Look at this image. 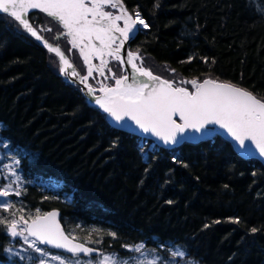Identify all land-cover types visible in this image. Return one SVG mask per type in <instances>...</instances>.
Listing matches in <instances>:
<instances>
[{"label":"trees","instance_id":"trees-1","mask_svg":"<svg viewBox=\"0 0 264 264\" xmlns=\"http://www.w3.org/2000/svg\"><path fill=\"white\" fill-rule=\"evenodd\" d=\"M123 3L149 24L132 50L182 79L230 82L264 97V0ZM35 20V27L52 21ZM16 27L0 14V139L24 182L14 207L59 210L66 233L75 229L101 253L126 256L127 247L144 244L163 255L175 245L197 264H264L259 160L239 156L219 135L147 149L111 127L58 74L54 54ZM9 217L0 210V219ZM12 239L0 225V264H37L35 252L10 258Z\"/></svg>","mask_w":264,"mask_h":264},{"label":"snow or ice","instance_id":"snow-or-ice-1","mask_svg":"<svg viewBox=\"0 0 264 264\" xmlns=\"http://www.w3.org/2000/svg\"><path fill=\"white\" fill-rule=\"evenodd\" d=\"M107 8L115 9L118 14L105 10ZM31 10L45 14L63 29L57 39L66 37L71 48L79 51L87 66V75L81 76L61 47L49 43L40 34L41 31H52L51 28L37 30L30 23L28 14ZM0 13L7 14L40 41L50 54L58 58L61 73L70 78H79L88 94L96 91L87 83L94 71L101 76H104L105 69L112 73L115 86L102 84L99 91L103 95L96 96L95 103L122 127H130L122 122L131 121L135 128L144 134H151L163 144L179 145L195 139L188 135L189 132L210 135L213 129L209 126H217L246 154H250L254 148L260 157H264V97H258L233 83L211 78L203 81L195 78L180 80L179 84L192 86V90H189L176 85L172 80L162 79L143 67L142 58L137 52L128 51L125 59L122 56L125 43L135 35L138 25L147 29L149 24L139 11L130 14L124 7L123 0H0ZM107 58L118 61L121 66L127 64L131 73L117 77L108 67ZM93 59L99 60L98 66L92 63ZM105 79L108 77L105 76ZM16 164L18 166L19 161ZM9 174L16 179L7 186L0 187V197L21 194L19 176L15 170H10ZM12 184H17L14 193ZM0 207L7 212L12 205L5 203ZM12 215L15 216V213ZM57 215L56 212L41 214L36 210L35 215H30L27 219L23 216L19 220L0 219V225L6 227L12 238H22L28 248L42 256L44 252L37 244L50 245L73 255L83 253L90 256L94 249L75 243L74 238L65 235L57 222ZM234 222L239 223V220ZM252 231L255 232L256 229L253 228ZM109 235L115 238V233ZM30 237L34 239L29 241ZM143 249V244L128 248L135 253H142ZM177 255L183 256L184 253L179 252ZM51 259L64 264V260L59 257L52 256ZM39 264H45V261L40 260ZM89 264L145 262L120 257L116 253H101L98 260ZM147 264H153V261H148Z\"/></svg>","mask_w":264,"mask_h":264},{"label":"rangeland","instance_id":"rangeland-1","mask_svg":"<svg viewBox=\"0 0 264 264\" xmlns=\"http://www.w3.org/2000/svg\"><path fill=\"white\" fill-rule=\"evenodd\" d=\"M259 11H261V10L259 9ZM19 27H16V28L19 29ZM20 29H22V28L20 27ZM139 56L142 58L143 67L150 69L153 73H157V75L162 74V75L166 76L168 78V80L174 81L176 85H179L181 87H185V88H188L189 90H192V87L190 84H182V85L179 84L180 80H186V79H182V78L178 77L177 75L171 74L173 72H172V70H169L167 66L159 65V64L155 63L148 56H142L140 54H139ZM51 62L54 63V66L59 73L60 63H59L58 58H57V63L54 61V59H52ZM137 63H140V61H137ZM147 149H149V147ZM144 154L146 155V152ZM16 161H18L16 154L11 149H9V147L7 146V144L4 141H2L0 139V187L7 186L11 181L16 179L15 177H13L9 174L10 170H15L17 173V176H19V178H20L18 181L20 191L23 189L24 182L22 181L20 174L18 172ZM16 188H17V184H12L13 193L15 192ZM19 196L15 195V194H10L8 197H0V205L5 204V203L12 205V208L9 211H7V213H9V215H10L8 220H11V219L19 220L20 216H23L25 219H27L30 215L31 216L35 215V214L29 213L27 211H23V210L21 211L18 209V207H14L13 203L15 201V198L19 197ZM0 210L3 211L2 207H0ZM12 213H15V216H13ZM67 234L70 237L80 241L78 233L76 232L75 229H72V232L67 231ZM15 240H17V242H18V244H17L18 246L11 245L8 248L7 253L9 255V257L10 258L16 257L20 261H22L23 257L26 255H30V257H31L32 252H35V251L28 248L27 244H25L23 242L22 238H20V237L14 238V239H12L11 243H14ZM32 240H33V238L30 237L29 241H32ZM80 242H83V243L91 245V246H97V244L92 243V241L90 239H84V241H80ZM137 245H140V244H137ZM134 246H136V245H134ZM134 246H129V247H134ZM143 246H144V244H143ZM37 247L42 249L44 252L43 256L40 255V253L35 252L37 257H38L37 264H39L40 260H44L45 264H59L58 260L51 259L52 256H56V257L63 259L64 264H89V262H94L100 258L99 254L95 255V256H84V257L71 256V255H65L62 253H57V252L48 250L39 244H37ZM129 247H127L128 254L126 256H120V257L134 258L137 261H144L145 264H147L148 261H153V264H197L196 262L186 258L184 250L179 246L174 245V246L162 247L165 249V250H162L163 255L157 249H150V248H147L145 246H144L142 253H135V252L129 251L128 250ZM179 252H183L184 255L183 256L177 255V253H179ZM103 254H111V252H104ZM164 254L167 256H165Z\"/></svg>","mask_w":264,"mask_h":264},{"label":"flooded vegetation","instance_id":"flooded-vegetation-1","mask_svg":"<svg viewBox=\"0 0 264 264\" xmlns=\"http://www.w3.org/2000/svg\"><path fill=\"white\" fill-rule=\"evenodd\" d=\"M125 8L127 9L126 6H125ZM105 10L112 11L114 14H118V12L115 9L107 8ZM39 14H43V13H40L39 11L31 12L28 14V18L31 21L32 20L36 21L35 19H37V16H39ZM3 15H5V14H3ZM120 24H121V26H123L122 22H120ZM37 26H39V30L43 29L45 27L51 28L52 31H50V32L49 31H41L40 34L45 39H47L48 42H50L54 45H59L61 47V49L65 52V55L67 56V58L72 62L76 71L78 73H80L81 76L87 75V66L84 64V61L79 54V51L71 48V45L68 43V40L66 37H60L59 39H57L58 34L60 32H62L63 29H61L60 26L55 21L54 22H53V20L51 22L50 21H43V22H40V24H38ZM137 29H138V27H137ZM138 31H139V29L135 32V35L130 40H128L124 45V50L122 52V56H124L125 59H126V54L128 51L137 52V51L132 50L131 44L134 41V39L136 38ZM107 59L109 60L108 67L112 69V72L115 73L117 77L126 74L127 69L130 68V66H128L127 64H124L123 66H121L118 61L113 60L111 58H107ZM92 63L94 65L98 66L100 62H99V60L93 59ZM105 76H107L108 79H105ZM65 77L69 81H71L72 85L76 86L78 89H80L81 85L82 86L84 85L83 83L80 82L79 78H70L66 75H65ZM87 83L92 85V87L94 89H96V91L93 93V95H98L100 93L99 88L101 87L102 84L112 86L115 83V81L112 78V73H109L107 71V69H105L104 76H101V75H99L98 72L94 71L93 75L91 77H89Z\"/></svg>","mask_w":264,"mask_h":264},{"label":"water","instance_id":"water-1","mask_svg":"<svg viewBox=\"0 0 264 264\" xmlns=\"http://www.w3.org/2000/svg\"><path fill=\"white\" fill-rule=\"evenodd\" d=\"M34 11H38V10H31L29 13H31V12H34ZM0 14H3V13H0ZM5 15H7V14H5ZM45 15V14H44ZM50 18V17H49ZM15 21V20H14ZM16 22V21H15ZM17 24H18V22H17ZM19 25V24H18ZM20 26V25H19ZM21 28H22V26H20ZM23 29V28H22ZM24 30V29H23ZM25 31V30H24ZM26 32V31H25ZM27 33V32H26ZM29 36H31L29 33H27ZM32 37V36H31ZM34 40H36L34 37H32ZM37 41V43L38 44H40L46 51H47V49L43 46V44L40 42V41H38V40H36ZM50 43V42H49ZM60 63V62H59ZM60 67H61V65H60ZM127 73L128 74H130L131 73V68H128L127 69ZM59 75H61V77H62V79L65 81V82H67L68 84H72V82L71 81H69L68 79H65L64 78V75L61 73V71L59 70V73H58ZM153 74H155V73H153ZM155 75H157V74H155ZM161 77V76H160ZM162 79H165V78H163V77H161ZM205 79H207V78H205ZM204 80V79H203ZM203 80H201V81H203ZM219 81V80H218ZM219 82H225V81H219ZM238 86V85H237ZM192 87V86H191ZM80 90H81V92H82V94H83V96H84V98H85V102L89 105V106H91V107H93V108H95V109H97V110H99L101 113H103V115L105 116V119H106V121L108 122V124L111 126V127H113V128H115V129H118V130H122V131H125V132H127V133H130V134H132V135H135V136H137V137H144V138H147V139H150V140H152L157 146H159V147H161V148H172V147H176V146H178V145H165V144H163V142L162 141H159L156 137H154V136H152L151 134H144V133H142L139 129H137V128H135V125L134 124H132V122L131 121H125V122H122L123 124H127V125H129L130 127H122L120 124H117V122L116 121H114L107 113H104L103 112V110L95 103V97L96 96H101V95H103V93H99L98 95H93V94H88V92H87V89H86V87L83 85H81V87H80ZM210 128H212L213 129V131H212V133L210 134V135H203V134H201V133H191V132H189L188 133V135L189 136H192V137H195V139H193V140H188V141H185V142H199V141H205V140H209V139H211V138H213L214 136H216V135H219V136H221L222 138H224V139H226L227 141H229L230 143H231V145H232V147H233V149H234V151L239 155V156H241V157H244V158H255V159H257V160H259L263 165H264V157H260L259 156V154H258V152L253 148V150H252V152L250 153V154H246L245 153V151L244 150H242V149H240L239 148V146L234 142V141H232L231 140V138L229 137V136H227V134L224 132V130H222V129H219L217 126H209ZM202 137V138H201ZM184 143V142H183ZM180 144H182V143H180ZM179 144V145H180ZM51 212H56L58 215H57V217H56V219H57V222L59 223V225H60V228H61V230L64 232V234L65 235H67V236H69L67 233H66V231H65V229H64V227H63V225H62V223H61V221H60V213H59V210H57V209H52V210H49V211H47V212H45V213H51ZM31 221H29V223H30ZM70 237V236H69ZM70 238H72V237H70ZM34 239V238H33ZM74 242L75 243H81V244H84V246L85 247H88V248H92V249H94V251H93V253L90 255V256H95V255H98V254H100L101 253V250L98 248V247H96V246H91V245H88V244H85V243H83V242H80V241H78V240H76V239H74ZM42 245V244H41ZM43 246H45L46 248H48V249H50V250H52V251H55V252H58V253H62V254H65V255H73V254H71V253H68L67 251H65V250H63V249H57V248H55V247H52V246H50V245H43ZM76 256H85L83 253H81V254H78V255H76Z\"/></svg>","mask_w":264,"mask_h":264},{"label":"bare ground","instance_id":"bare-ground-1","mask_svg":"<svg viewBox=\"0 0 264 264\" xmlns=\"http://www.w3.org/2000/svg\"><path fill=\"white\" fill-rule=\"evenodd\" d=\"M124 7H125V6H124ZM135 12H136V11H135ZM129 13L132 14L130 10H129ZM133 14H134V13H133ZM141 17H142V16H141ZM142 18H143V17H142ZM143 19H144V18H143ZM145 22H146V21H145ZM30 23H32V22L30 21ZM34 27H35V26H34ZM137 27H138L139 30H143V29H145V28H142V27L139 26V25H138ZM35 28H37V30H39V27H35ZM63 75H64V74H63ZM64 78L67 79V78L65 77V75H64ZM112 86H115V83H114ZM187 143H188V142H187ZM145 150H146V148H145ZM254 159H255V158H254Z\"/></svg>","mask_w":264,"mask_h":264},{"label":"built area","instance_id":"built-area-1","mask_svg":"<svg viewBox=\"0 0 264 264\" xmlns=\"http://www.w3.org/2000/svg\"><path fill=\"white\" fill-rule=\"evenodd\" d=\"M144 143H146V141Z\"/></svg>","mask_w":264,"mask_h":264}]
</instances>
